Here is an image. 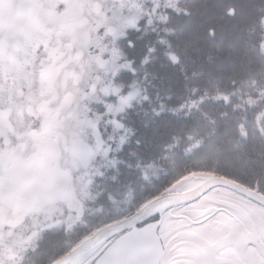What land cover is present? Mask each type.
Returning <instances> with one entry per match:
<instances>
[{
	"label": "rangeland",
	"instance_id": "obj_1",
	"mask_svg": "<svg viewBox=\"0 0 264 264\" xmlns=\"http://www.w3.org/2000/svg\"><path fill=\"white\" fill-rule=\"evenodd\" d=\"M176 1L0 0V264H22L58 221L52 230L70 232L107 220L93 176L115 168L108 153L118 161L131 135L119 119L146 98L140 84L126 91L115 80L130 70L118 40L142 19L163 20L160 7ZM261 24L264 32V16ZM129 192H110L107 214H125Z\"/></svg>",
	"mask_w": 264,
	"mask_h": 264
},
{
	"label": "trees",
	"instance_id": "obj_2",
	"mask_svg": "<svg viewBox=\"0 0 264 264\" xmlns=\"http://www.w3.org/2000/svg\"><path fill=\"white\" fill-rule=\"evenodd\" d=\"M175 3L160 7L163 20L142 19L118 40L130 70L115 80L126 91L140 84L146 98L120 117L130 129L129 141L118 151L115 168L96 181L105 195L98 193L95 204L107 220L45 232L22 264H50L93 228L119 218L107 214L113 210L108 192L130 191L121 216L191 173L214 174L264 193V116L256 121L264 109V0ZM148 165L157 175L143 180Z\"/></svg>",
	"mask_w": 264,
	"mask_h": 264
},
{
	"label": "flooded vegetation",
	"instance_id": "obj_3",
	"mask_svg": "<svg viewBox=\"0 0 264 264\" xmlns=\"http://www.w3.org/2000/svg\"><path fill=\"white\" fill-rule=\"evenodd\" d=\"M246 188L264 197L257 186ZM157 235L162 264H264V206L228 188L167 211Z\"/></svg>",
	"mask_w": 264,
	"mask_h": 264
},
{
	"label": "water",
	"instance_id": "obj_4",
	"mask_svg": "<svg viewBox=\"0 0 264 264\" xmlns=\"http://www.w3.org/2000/svg\"><path fill=\"white\" fill-rule=\"evenodd\" d=\"M183 184L187 186L181 188ZM216 187L228 188L264 206V197L257 194L256 188L250 190L210 173L187 174L130 214L98 227L50 264H77L97 251L103 252L102 264H162L163 249L157 230L163 215L193 202ZM155 216L156 220L149 221ZM90 260L85 264H89Z\"/></svg>",
	"mask_w": 264,
	"mask_h": 264
},
{
	"label": "snow or ice",
	"instance_id": "obj_5",
	"mask_svg": "<svg viewBox=\"0 0 264 264\" xmlns=\"http://www.w3.org/2000/svg\"><path fill=\"white\" fill-rule=\"evenodd\" d=\"M128 46L130 48H134L135 47V44H134V42L129 41L128 42ZM150 51H151V49H150ZM173 61L175 62V58H173ZM105 111H107V109H105ZM101 115H103V113ZM109 115H110V113H109ZM119 150L120 151L123 150V146L122 145H121V147H120ZM108 163L112 167H115L116 164L118 163V161H116L115 159L112 158L111 151H109V153H108ZM104 177H105V171L103 170V168H101V170L95 176H93V183H96L97 179L104 180ZM111 179L113 181H115L116 177L113 176V177H111ZM107 194H108L109 197L111 196V193L110 192L107 193ZM99 195H105V192L102 191V192L99 193ZM62 226H63V221L61 220V221H58V222L52 224L51 226L45 227L44 229H42V231L50 232V231H52L53 228H55V227H62ZM69 227H71V225H69ZM102 256H103V252L97 251V253L92 256L89 264H102V260H101V257Z\"/></svg>",
	"mask_w": 264,
	"mask_h": 264
}]
</instances>
